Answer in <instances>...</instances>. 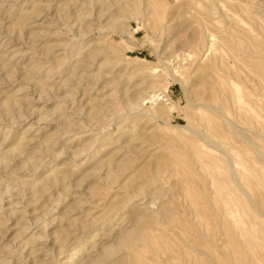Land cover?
<instances>
[{"label":"rangeland","instance_id":"obj_1","mask_svg":"<svg viewBox=\"0 0 264 264\" xmlns=\"http://www.w3.org/2000/svg\"><path fill=\"white\" fill-rule=\"evenodd\" d=\"M263 154L264 0H0V264H264Z\"/></svg>","mask_w":264,"mask_h":264},{"label":"bare ground","instance_id":"obj_2","mask_svg":"<svg viewBox=\"0 0 264 264\" xmlns=\"http://www.w3.org/2000/svg\"><path fill=\"white\" fill-rule=\"evenodd\" d=\"M211 3H212V2H211ZM212 4H213V3H212ZM124 6H125V5H124ZM124 6H123L122 8H124ZM210 11H211V10H210ZM117 14H118V13H117ZM152 70H153L154 73L157 74V72H159L161 69H159L158 67L155 66V67H153ZM234 89H235V88H234ZM235 90H236V89H235ZM151 97H155V94L151 95ZM207 120H208V118H207ZM204 121L207 122L206 120H204ZM210 122H213V123H214V118H213V121H210ZM213 123H211V124H213ZM228 123H229V122H228ZM208 124H209V123H208ZM208 124H207V125H208ZM215 124H216V123H215ZM216 126H217V125H216ZM213 127H214V126H213ZM213 127H211V128H213ZM215 128H216V127H215ZM230 128H234V127H231V126H230ZM216 129H217V128H216ZM214 130H215V129H214ZM233 130H234V129H233ZM236 130H237V129H236ZM236 130H234V132H235ZM215 131H217V130H215ZM235 133H236V132H235ZM236 134H237V133H236ZM233 136H234V135H233ZM251 144H252V143H251ZM256 146H257V145H256ZM261 154H262V153H260V155H261ZM263 155H264V154H263ZM262 157H264V156H262ZM229 162H230V161H229ZM242 169H243V168H242ZM238 175H239V174H238ZM234 178H235V177H234ZM232 180H233V178H232ZM232 180H231V181H232ZM239 189H240V188H239ZM3 191H4V190H3ZM254 206H255V205H254ZM261 215H264V214H261ZM261 217H263V216H261ZM259 221H262V220L260 219ZM243 223H244V222H243ZM259 223H260V222H259ZM244 224H245V223H244ZM261 224H262V223H261ZM241 225H242V224H241ZM245 225H246V224H245ZM245 225H244V227H245ZM262 225H263V224H262ZM248 226H249V225H248ZM248 226L245 227V230H246V228H247V229L249 228ZM259 229H260V228H259ZM247 231H248V230H246V233H247ZM244 233H245V232H244ZM125 235H126V234H125ZM220 235H221V233H220ZM244 235L247 236V234H244ZM244 235H243V237H244ZM263 235H264V234H263ZM98 236H99V235H98ZM125 237H126V236H125ZM212 237H213V236H212ZM240 237H241V236H240ZM249 237H250V235H249ZM249 237H248V238H249ZM95 238H96V237H95ZM209 238H211V237H209ZM213 238H214V237H213ZM215 238H216V237H215ZM220 238H221V237H220ZM245 238H246V237H245ZM257 238H258V237L255 235L253 238L249 239V242H250L249 244H250L251 247L255 248V247H256L255 244H259L260 241H258ZM195 239H196V238H195ZM227 239H228V238H227ZM242 239H244V238H242ZM242 239H241V240H242ZM214 240H215V239H214ZM225 240H226V239H225ZM238 240H239V238H238ZM205 241H206V239H205ZM217 241H219V239H218ZM217 241H216V243H217ZM243 241H244V240H242L241 245H242V246H245V244H243ZM211 242H212V241H211ZM211 242H210V245L212 244ZM214 242H215V241H214ZM223 242H224V241H223ZM233 242H234V241H233ZM237 242L240 243V241H237ZM203 243H204V242H203ZM228 243H229V242L224 243V245H225V244L228 245ZM244 243H245V241H244ZM246 243H247V242H246ZM93 244H94V243H93ZM229 244H231V243H229ZM232 244H233V243H232ZM206 245H207V244H206ZM208 245H209V244H208ZM214 245H215V244H214ZM224 245H223V246H224ZM226 245H225V246H226ZM246 245H247V244H246ZM76 246H77V245H76ZM78 246H79V245H78ZM91 246H92V245H91ZM230 246H231V245H230ZM233 246H234V245H233ZM89 247H90V246H89ZM203 247H204V246H203ZM216 247H217V246H216ZM227 247H228V246H227ZM214 248H215V246H214ZM25 249H26V248H25ZM77 249H78V248H77ZM81 249H82V248H81ZM205 249H206V248H205ZM217 249H218V248H217ZM223 249H224V247H223ZM225 249H226V250H225V252H226V251H227V248L225 247ZM236 249H237V248H236ZM240 249H241V248H240ZM240 249H239V250H240ZM243 249H244V248H243ZM248 249H249V248H248ZM248 249H247V250H248ZM192 250H193V249H192ZM210 250L212 251V249H210ZM233 250H234V248H233ZM102 251H103V255L101 256V259H99L100 262L103 261V259H105V255H104V254H109V251H110V250L108 251L107 249H105V250L103 249ZM204 251H206V250H204ZM248 251H251V252H252L253 250L250 249V250H248ZM257 252H258V251H257ZM206 253H209V254H210V252H208V250H207ZM226 253H228V251H227ZM230 253L232 254L231 251H230ZM235 253H236V251H235ZM235 253H234V255H235ZM238 253H240V252L238 251ZM238 253H236V254H238ZM72 254H74V253H72ZM194 254H196V253H194ZM216 254H217V253H216ZM231 254H229V256L231 257V260H229L227 256H226V257H227V258H226L227 260H225V258H224V260L227 261V263L230 262V264H231V261L233 260V259H232L233 257H234V260H235V256H231ZM247 254H249V252H247ZM92 255H94V254H92ZM201 255H202V254H201ZM241 255H242V254H241ZM194 256H195V255H194ZM208 256H209V255H208ZM210 256H211V255H210ZM210 256H209V259H210L209 261H212L213 259H211ZM246 256H247V255H245L244 257H246ZM251 256L253 257L254 255H252V253H251ZM191 257H192V256H191ZM196 257H198V256H196ZM202 257H203V255H202ZM205 257H206V255H205ZM230 257H229V258H230ZM249 257H250V256H249ZM252 257H251V258H252ZM254 257H255V256H254ZM254 257H253V258H254ZM99 258H100V257H99ZM239 258H240V257H239ZM253 258H252V262H254V261H253ZM192 259H193V257H192ZM255 259H256V258H255ZM196 260H197V259H196ZM199 260H200V259H199ZM224 260H223V264H224V262H225ZM238 260H239V259L236 260V262H235L236 264H237ZM241 260H242V259H241ZM246 260H248L247 257H246ZM246 260H243L241 263H245ZM193 261H194V260H193ZM219 261H220V260H219ZM228 261H229V262H228ZM97 262H98V260H97ZM100 262H98V263H100ZM213 262H214V261H213ZM213 262H212V263H213ZM256 262H258V261H256ZM256 262H255V264H256ZM246 263H247V262H246ZM246 263H245V264H246ZM249 263H250V262H248L247 264H249ZM189 264H191V262H190ZM197 264H198V263H197ZM217 264H218V263H217ZM239 264H240V263H239ZM251 264H252V263H251Z\"/></svg>","mask_w":264,"mask_h":264}]
</instances>
